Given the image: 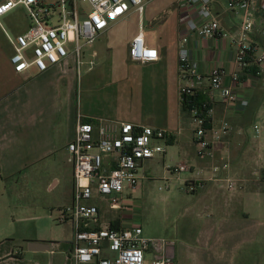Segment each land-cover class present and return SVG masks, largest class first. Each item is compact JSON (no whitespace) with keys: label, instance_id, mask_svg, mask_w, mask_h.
Masks as SVG:
<instances>
[{"label":"crops","instance_id":"crops-1","mask_svg":"<svg viewBox=\"0 0 264 264\" xmlns=\"http://www.w3.org/2000/svg\"><path fill=\"white\" fill-rule=\"evenodd\" d=\"M3 1L0 0V3ZM227 5V0H212L213 10L219 15L222 27L236 34L242 16L229 11ZM189 12L197 18L193 8H189ZM183 14L180 0H146L143 14L132 7L125 15L110 21L108 28L92 45L83 47L84 64L80 70L75 56L71 55L46 71L38 72L32 67L22 73L14 71L11 62L13 47L4 28L14 35L25 32V26L20 22L29 19L28 12L25 7L18 5L2 16L0 172L5 179L24 172L27 175L20 177L27 185L29 172L35 167L53 166L55 171L48 181V188H68L70 194L65 203L51 205L58 211L59 207L73 200V166L67 145L75 138L80 114L85 120L92 119L95 122L98 118H105L167 129L173 133L172 136L159 142L163 140L161 144L172 146L165 147V152L156 156L165 158L170 149L174 151L179 148L181 159L175 162V166L187 163L191 169L186 171H195L196 174L198 170L203 171L188 179L187 191L194 195L189 211L193 215L202 214L203 218L211 213L215 219V230L221 238L218 242L230 239L226 240L224 247H221L223 242L219 244L214 264H224L226 258L232 260L237 252L245 254L242 258L246 260L248 253L253 251L254 230L244 216L250 214L248 207L254 199L253 194L262 190L255 179L259 178L260 170L264 172V79L247 78L235 86L240 96L248 101L246 106L225 104L220 92L212 89L208 75L213 66L221 65L226 70L224 82L229 85L231 74L236 69L234 57L237 46L229 37L218 35L200 38L192 34L181 21ZM141 24L144 25L147 44L159 51L160 58L157 61L140 62L130 57V42L139 32ZM186 34L190 35L189 46L193 57L206 74L196 92L205 95L211 103L213 125L218 126L224 119L230 124L224 140L214 144V156L207 159L197 156L195 132L189 143L183 139L184 132L193 122L190 114L183 111L179 94V42L181 36ZM254 38L264 48V38L259 29H256ZM94 53L95 65L90 67L89 60ZM84 65L87 66L85 76ZM83 77L86 78L85 88L79 85L80 81L83 84ZM83 90L87 101L85 109L79 99ZM255 124H261V132H256ZM183 143L187 145L183 146ZM151 159L146 160L142 168ZM227 160L230 166L221 173L244 181V187L236 191L227 190L217 180H208L212 165ZM203 179H206L204 187L190 189L192 183ZM97 203V225H137L128 218L130 215H127L126 209H121L116 216L110 213L108 219L104 220L102 211L105 208L101 202ZM58 216L59 211L54 216L57 223H71L67 230L54 234L38 231L34 237L26 239V247L7 244L0 251V264H73L71 250L74 223L61 222ZM206 226L202 229L208 231ZM207 236L212 237L213 233ZM30 241L48 243L49 248L44 251L29 250ZM208 242L206 240L203 244L207 247L205 251L211 253L212 248L206 246L210 245ZM170 252L179 264L181 252L173 242Z\"/></svg>","mask_w":264,"mask_h":264},{"label":"built area","instance_id":"built-area-1","mask_svg":"<svg viewBox=\"0 0 264 264\" xmlns=\"http://www.w3.org/2000/svg\"><path fill=\"white\" fill-rule=\"evenodd\" d=\"M228 10L242 16L240 29L231 34L223 28L219 15L213 10L212 0H180L184 9L181 21L189 32L200 38H230L236 44L234 57L236 69L231 74V83L225 84L226 70L221 65L212 67L208 78L213 90L220 92L221 100L227 105L246 106L248 101L240 96L235 86L244 79H264V48L254 38L259 29L264 38V0H227ZM82 3H88L86 10ZM146 0H4L0 3V24L2 16L18 5L28 10V30L16 35L5 30L13 47L11 62L14 71L25 72L32 67L38 72L75 56L80 70L84 64L83 47L92 45L98 36L108 28L110 21L125 15L132 7L144 13ZM189 8L196 11L197 18ZM190 33V34H191ZM190 35H183L179 42L180 78L179 94H195L206 74L193 57L189 46ZM132 60L153 62L160 58L156 47L146 42L144 25L132 38L129 46ZM95 53L89 60L95 65ZM209 102V101H208ZM212 106L205 111L192 110V121L197 123L195 142L197 156L207 159L214 156V144L224 140L230 124L224 119L218 126L212 122ZM257 133L261 124H255ZM172 132L151 125L129 121H113L98 118L95 121L78 117L75 138L67 145L69 160L73 166V200L59 207L58 219L74 223V238L71 258L73 264H168L172 242L167 237H153L144 233L142 225L128 227L99 226V205L96 198L106 200L112 208L124 209V192H135L139 186L140 169L144 162L165 152L159 140L168 139ZM230 162L212 165L208 180L221 182L229 191L244 187V181L221 172ZM174 173L191 169L181 163L168 168ZM198 170L197 174H202ZM221 174V175H220ZM191 184V190L204 187V181ZM264 191V172L257 179Z\"/></svg>","mask_w":264,"mask_h":264},{"label":"rangeland","instance_id":"rangeland-1","mask_svg":"<svg viewBox=\"0 0 264 264\" xmlns=\"http://www.w3.org/2000/svg\"><path fill=\"white\" fill-rule=\"evenodd\" d=\"M57 1L49 0L51 3ZM82 6L90 10L88 3H82ZM20 24L28 30L30 20L25 19ZM85 69H87L86 65L83 66V76H85ZM79 85L85 88V77H83V84L80 81ZM79 99L85 109L87 101L84 90ZM197 125L191 122V126L184 132L183 139L188 143ZM186 145L187 143H183V146ZM171 146L172 144L165 145L167 148ZM180 159L178 148L174 151L170 149L169 155L165 158L158 155L146 163L140 169L138 189L135 192L126 189L124 192L126 197L124 210H127L126 213L130 215L128 217L131 218L130 220L143 226L145 234L170 239L181 252L179 264H214L216 251L220 249L219 244L223 242L221 247H224L226 240L230 239L218 242L221 238L217 235L218 232L214 227L215 219L211 213L206 214L204 218L202 214L190 213L189 208L193 203L194 195L187 191V183L189 177L197 174L195 171L194 173L192 171L174 173L168 169V165L174 167L175 162ZM68 166L70 167V164ZM52 167H35L29 172L27 185L22 182L23 177H20L27 175L24 172L21 173L22 175L16 174L7 179L0 172V251L7 244L26 247V239L34 237L38 231L54 234L65 231L71 226V223L59 224L54 219L58 211L51 205L65 203L70 194L68 188H48V181L55 171ZM261 174L262 170H260ZM16 180L20 183L18 184ZM25 185L26 188H24ZM257 192L253 194L254 199L249 203L250 214L244 216L252 224L254 230L253 251L248 253L246 260L242 258L245 254L237 252L232 260L226 258L224 264H264V191L257 190ZM96 201L101 202L105 208L102 211L104 220L108 219L110 213L116 216L121 211V209L112 208L104 199L97 198ZM51 208H53V214ZM204 226L208 231L202 229ZM212 233L213 236L208 238L207 235ZM206 240L210 244L206 246L212 248L211 253L205 251L207 247L203 243Z\"/></svg>","mask_w":264,"mask_h":264},{"label":"trees","instance_id":"trees-1","mask_svg":"<svg viewBox=\"0 0 264 264\" xmlns=\"http://www.w3.org/2000/svg\"><path fill=\"white\" fill-rule=\"evenodd\" d=\"M210 106H211V103L208 102L207 97L198 92H195V94L193 95H184L182 99L183 111L189 113L190 116L192 115V110L194 107H197L198 111L202 112V111H205ZM86 120L93 121L92 119H86Z\"/></svg>","mask_w":264,"mask_h":264},{"label":"water","instance_id":"water-1","mask_svg":"<svg viewBox=\"0 0 264 264\" xmlns=\"http://www.w3.org/2000/svg\"><path fill=\"white\" fill-rule=\"evenodd\" d=\"M28 248L29 250H32V251H37V250L44 251V250H48L49 244L45 242L30 241L28 243ZM168 264H173L172 257H170Z\"/></svg>","mask_w":264,"mask_h":264},{"label":"flooded vegetation","instance_id":"flooded-vegetation-1","mask_svg":"<svg viewBox=\"0 0 264 264\" xmlns=\"http://www.w3.org/2000/svg\"><path fill=\"white\" fill-rule=\"evenodd\" d=\"M169 254H170V257H172V262H173V264H177V261H176L175 256H172V255H171V252H170Z\"/></svg>","mask_w":264,"mask_h":264}]
</instances>
